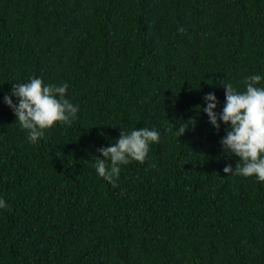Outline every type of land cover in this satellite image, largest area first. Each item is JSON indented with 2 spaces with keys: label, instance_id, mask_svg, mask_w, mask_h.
Segmentation results:
<instances>
[{
  "label": "trees",
  "instance_id": "obj_1",
  "mask_svg": "<svg viewBox=\"0 0 264 264\" xmlns=\"http://www.w3.org/2000/svg\"><path fill=\"white\" fill-rule=\"evenodd\" d=\"M256 73L264 0H0V264H264V183L223 171L203 111ZM34 76L79 105L35 145L3 99ZM143 127L146 161L99 178L97 149Z\"/></svg>",
  "mask_w": 264,
  "mask_h": 264
},
{
  "label": "clouds",
  "instance_id": "obj_2",
  "mask_svg": "<svg viewBox=\"0 0 264 264\" xmlns=\"http://www.w3.org/2000/svg\"><path fill=\"white\" fill-rule=\"evenodd\" d=\"M264 75L251 74L243 80V90L232 83H224L225 100L222 110L217 113L219 101L214 93L204 96L210 124L217 130L221 123L226 134L220 144L225 154L238 158L233 169L225 166L227 174L245 178L254 177L264 183V87H260ZM67 82L60 84L45 83L40 77H30L25 82H15L10 94L4 96V103L14 113L19 127L25 131L27 142L38 144L48 129L57 123L69 124L77 118L79 105L67 98ZM16 98V101L12 99ZM193 120L184 122L179 128V136ZM160 141V132L155 128H133L126 131L121 128L120 136L107 147H99L101 156L95 157L92 167L99 178L113 187L119 179L121 167L133 161L143 164L148 158L150 146ZM8 203L0 197V210L8 208Z\"/></svg>",
  "mask_w": 264,
  "mask_h": 264
}]
</instances>
